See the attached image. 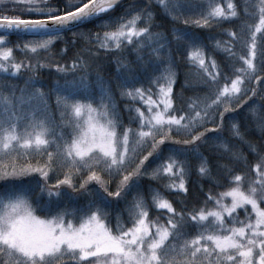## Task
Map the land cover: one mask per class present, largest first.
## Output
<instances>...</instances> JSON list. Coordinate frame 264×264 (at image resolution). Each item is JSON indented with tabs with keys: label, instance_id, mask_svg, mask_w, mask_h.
I'll return each instance as SVG.
<instances>
[{
	"label": "snow or ice",
	"instance_id": "snow-or-ice-1",
	"mask_svg": "<svg viewBox=\"0 0 264 264\" xmlns=\"http://www.w3.org/2000/svg\"><path fill=\"white\" fill-rule=\"evenodd\" d=\"M0 264H264V0H0Z\"/></svg>",
	"mask_w": 264,
	"mask_h": 264
},
{
	"label": "trees",
	"instance_id": "trees-1",
	"mask_svg": "<svg viewBox=\"0 0 264 264\" xmlns=\"http://www.w3.org/2000/svg\"><path fill=\"white\" fill-rule=\"evenodd\" d=\"M53 2H55V0H53ZM181 2H183V0H181ZM195 3H201L202 0H194ZM133 0H126L125 2L122 3V5L124 7H127L128 5L132 4ZM121 7L118 6L117 8V12L116 14L119 15L120 11H121ZM154 14H155V19H154V24H153V30L154 31H159L162 32L166 35H168L169 39H171V20L169 17H167L158 7L154 6ZM18 14V13H16ZM9 15H13V13H9ZM225 27H229L232 28V25H225ZM87 28H91L94 31H101V29L94 27L92 24H89L87 26ZM87 30V29H86ZM234 30V29H233ZM195 31L201 33V35H203L205 33V30L203 29H195ZM219 30H213L214 34L217 33ZM71 38V34H69V36L66 39H70ZM223 39H226L227 37H222ZM11 39L13 41H15V37H11ZM84 46V42L83 40L78 39L77 40V46L76 48H74L72 50L71 54H66L63 53L62 51H60L61 49L65 48L66 45L63 42H57V45L55 46V48L53 49V53H59V55H55V59L57 61H60L62 63H71L70 60H61L62 56H66V55H74L77 52H80L81 49ZM207 51V49H206ZM89 54L85 53V56L87 57ZM124 55L127 56V58L129 60H135V54L134 53H129V52H125ZM18 58H23L21 55L18 54ZM115 59L116 57L114 55L111 54H106L103 52V50H101L98 55L97 58L95 59V61H91L93 63V66L95 67L96 64L100 65V71H101V75L102 78L109 82V84L112 86L113 89H115V77H116V65H115ZM185 57H180V64H181V70L185 69L186 64H185ZM217 59L219 60V57H217ZM38 75L42 81V87L43 90L45 92H48L49 89L53 88L57 82L58 79H60V77L57 75L55 68H44V69H40L38 72ZM90 79H94L93 77H90ZM14 83H18L21 87L23 86V80H14ZM63 81L61 80V83ZM183 83L182 78L178 79L177 81V85L174 88V95L177 91L180 90L181 85ZM193 93L190 90H185V96H191ZM155 98V97H154ZM118 103H120L119 98H118ZM249 103H251V101H249ZM139 106V105H137ZM248 107V105H245L244 109H241V112H244V110ZM227 135V133H226ZM249 139H258V136H249ZM242 147V146H241ZM246 154L247 151L245 150ZM250 161L253 160V158L250 156L249 157ZM254 162V161H253ZM197 177L195 175H193L192 180H196ZM145 183H147V180L145 181ZM221 191H223V189H221ZM190 199L192 200H196V199H202V195L198 190V186L195 184H191L190 185Z\"/></svg>",
	"mask_w": 264,
	"mask_h": 264
},
{
	"label": "water",
	"instance_id": "water-1",
	"mask_svg": "<svg viewBox=\"0 0 264 264\" xmlns=\"http://www.w3.org/2000/svg\"><path fill=\"white\" fill-rule=\"evenodd\" d=\"M125 1V0H122V2Z\"/></svg>",
	"mask_w": 264,
	"mask_h": 264
}]
</instances>
